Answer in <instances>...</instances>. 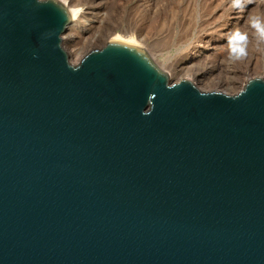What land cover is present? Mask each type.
<instances>
[{"label": "water", "instance_id": "water-1", "mask_svg": "<svg viewBox=\"0 0 264 264\" xmlns=\"http://www.w3.org/2000/svg\"><path fill=\"white\" fill-rule=\"evenodd\" d=\"M71 21L0 0V264H264V80L172 83L120 41L74 64Z\"/></svg>", "mask_w": 264, "mask_h": 264}, {"label": "bare ground", "instance_id": "bare-ground-1", "mask_svg": "<svg viewBox=\"0 0 264 264\" xmlns=\"http://www.w3.org/2000/svg\"><path fill=\"white\" fill-rule=\"evenodd\" d=\"M60 1L64 5L67 6V8L69 9L71 16H72L71 23L68 25L64 34L62 35V46L68 52V54L71 56V60L74 64H77L78 62H80L81 59L89 51L97 48V45H96V41L98 39L97 33L100 31L101 28H105L106 25L108 27H110V29H109L110 31L108 30V32L110 34H108L109 37H107L109 39V41L127 42L130 44H134L136 46H139V47L145 49L147 52L149 51L147 49V45H146V47H144L142 44H140V43L138 44L134 38H126L125 39V37L122 38V37L117 36V35H115L114 37H111V36H113L114 30L116 29L115 27H113V26H116V21H115L116 18L114 17V15H116V17H117V15L119 14V11H120V13H121V11L125 12L126 8L129 5L131 8H133V11L136 10V8L138 9L139 13L136 12L135 14H137L139 16H140V12L142 11L140 9L144 10V11H142V13L145 17L142 18L143 16L142 17L140 16L141 20H139V22H137L138 19L135 21V17H133V19L131 20V21H133L132 24H134L135 27L136 26L137 27L138 26L139 27L144 26V28H147L146 25L149 22H152V21L155 22V20H157L155 18V16H158L156 14L159 13L158 12L159 8L157 7L156 2L154 3L153 0H135L134 3L127 4V5H126V0H93L94 1V2L92 1L93 4H90L91 6L88 9L87 8L86 9L79 8L80 6L78 7V5L75 4V2H76L75 0H60ZM104 1H106V2H104ZM158 1H161V4L163 6L166 5L165 7H162L163 10H165V8H167L168 6L171 7L170 9H168V10H170V13H172V15L169 14V16L171 18L170 20L176 21V20H180V18H181V20H180V22L179 21L176 22L175 27H174V25L173 26L171 25V27H169V29H171L170 30L171 32H169L168 35L162 36L159 33V35H156L157 38L152 40V43L149 47L154 49L156 52H158V54L162 52L161 54H159V57L162 58L163 61H161L158 58H155L154 56L152 57L151 56L152 53L151 54L148 53L151 56V58H153L156 65L159 68L163 67L164 69H167L168 73L167 72L166 73L169 76H175L177 81H179L181 79L190 80L191 82L196 84L199 88H201L205 91H211V90H213V91L214 90H219V91L220 90H224V91L226 90L227 91V90H230L231 88H234V84L228 78H226L227 80H225V79H218L219 77H217V74H219L220 72L230 73L232 71L233 72L232 74L237 75V77L239 75V73H237L238 72L237 70H235V71L230 70L229 65H228V67L226 65H224V63H225L224 60H226V59L228 60L227 36L233 30H235L237 28H239L243 32L248 33V31L251 29V27L248 24L249 18L250 17H256V16L264 17V0H243V3H242L240 8H234L232 6V0H203L202 1L203 2L202 7L204 9L202 8L198 11L202 12L204 17L207 16V14H208L207 18H208V20L210 18V20L212 21V23H211V21H210V23L213 24L212 26L209 25L210 30H212V32L213 31L217 32L219 36L216 34L218 36V38H216L215 41L213 40L214 45H210L212 42L210 43L208 41L209 38H205V39L199 38L198 39L199 41H196V42L194 41L193 42L194 44H191L192 45L191 46L192 51H191V49H190V51L188 50L189 53L185 54V57L183 58L182 62H180V58L178 60V57H177V59H174V61L173 60L170 61L169 60L170 56H169V58H166L168 56L163 55V53L165 51H168L169 49H171V47H173L174 45H176V44L179 45L180 43H183L182 42L183 40L187 41L188 36L186 34L187 31H185V29H189L190 26L195 28V26L197 25V24L193 23L194 22L193 21L194 20L193 15L191 16L192 20L190 18L186 19V17L188 18L189 15L191 14V13L188 14L186 11L193 10L192 8H194L197 4L196 0H187L186 5H183L181 3L182 9H180V7H178L177 12H173L176 10H174L172 7L174 6L175 2L177 3V5H179L181 0H158ZM130 2H132V1H130ZM165 2H168V3L164 4ZM127 3H128V1H127ZM183 3H184V1H183ZM189 6L191 7V9H188V8H190ZM141 7H143V8H141ZM199 7H200V5H199ZM162 9H161V11H162ZM108 10L110 12V18H108L107 17L108 15H106L105 12H103V11L107 12ZM181 11L183 12L182 15H181ZM178 12H180V14ZM120 16H121V14H120ZM177 16H178V18H177ZM183 16H184V18H183ZM124 17H126V16H124ZM199 19H201V18H199ZM185 21H187V22H185ZM191 21H193V22H191ZM119 22H120V20H119ZM184 22H185V24H184ZM123 23H124V21H123ZM168 23H169V20H168ZM191 23H193V24H191ZM197 23H199V22H197ZM169 24H167V26H169ZM171 24H172V22H171ZM218 26L220 28H218ZM144 31H146V30H144ZM195 31H196V29H195ZM164 32H165V29H164ZM180 32L182 34L185 32L184 34L186 37L184 35L180 36ZM161 34H163V33H161ZM165 34H167V33H165ZM141 37H142V34H141ZM143 38H145V37H143ZM262 43H264V40L262 41ZM105 44H106V42H105ZM260 56H261V59H264V53L260 52ZM163 57H165V59H163ZM249 60L251 61V59H249ZM248 66H249V64H248ZM248 66L246 65V68L243 69V70H245V72L243 71L244 76L242 78H240L241 77L240 75H239L240 76L239 78L236 77L237 81H239V83L242 84L239 87L241 89L246 84V82L249 80L248 79L249 76H251L253 74V73L250 74V72H252V71L254 72V69L250 68ZM260 68L264 70V65H261ZM240 74H241V72H240ZM263 75H264V73H263Z\"/></svg>", "mask_w": 264, "mask_h": 264}, {"label": "rangeland", "instance_id": "rangeland-1", "mask_svg": "<svg viewBox=\"0 0 264 264\" xmlns=\"http://www.w3.org/2000/svg\"><path fill=\"white\" fill-rule=\"evenodd\" d=\"M76 2H75V4L76 5H78V7L79 8H83V9H88L91 5L90 4H93V0H75ZM93 1V2H92ZM127 1H128V3H127ZM130 1H132V2H130ZM183 1H184V3H183ZM203 0H196V6L194 7V8H192L193 10H188V11H186L188 14L189 13H191L190 15H189V17L187 18L186 17V19H191L192 20V15H193V21H191V22H193L194 24H197L196 26H195V28H193L192 26H190L189 27V29H185V31H187V41H185V40H183L182 42L183 43H180L179 45L178 44H176V45H174L173 47H171V49H169L168 51H165L164 53H163V55H166V56H168V57H166V58H169V56H170V58H169V60L170 61H174V59H177V57H178V60H179V58H180V62H182V60H183V58L185 57V54H187V53H189V51H190V49H191V51H192V45L191 44H194L193 42L195 41H199L198 39L200 38V39H202V38H209L208 39V41L211 43L210 45H214L213 43H214V41H215V39L216 38H218V33L217 32H215V31H213L212 32V30H210V26H212L213 24H211L212 23V21L210 20V18H209V20H208V18H207V16H208V14H207V16H205L204 17V15L202 14V12H199L198 10H200V9H202L203 7H202V2ZM104 2H106V1H104ZM135 2V0H126V5L127 4H131V3H134ZM153 2L155 3L156 2V5H157V7L159 8V13L158 14H156V15H158V16H155V18L157 19V20H155V22H149L146 26H147V28H144V26H142V27H135V25L134 24H132V22L133 21H131L132 19H133V17H135V21L138 19V21L137 22H139V20H141V18H140V16L142 17V18H144L145 16L143 15V13H142V11H144L143 9H140V10H142L141 12H140V16L139 15H137V14H135L136 12L137 13H139V11H138V9L136 8V10H134L133 11V8H131L130 7V5L126 8V11L125 12H123V11H121V13H120V11H119V16L117 15V17H116V15H114V17L116 18V26H113V27H115L114 29V33H113V36H111V37H114L115 35H117V36H120V37H122V38H124L125 37V39L126 38H134L135 39V41L139 44H142L144 47H146V45H147V49L150 51H148V53L149 54H151V56L153 57H155V58H158V59H160L161 61H163L162 60V58H160L159 57V54H161V53H159L158 54V52H156L154 49H152V48H150L149 46L151 45V43H152V40L153 39H155V38H157V36L156 35H159V33H160V35H162V36H165V35H168V33L169 32H171L170 30L171 29H169V27H171V25L173 26L174 25V27H175V24H176V22H180V20H181V18H180V20H170L171 18H170V16H169V14L170 15H172V13H170V10H168V9H170L171 7L170 6H168L167 8H165V10H163L162 9V7H165L166 5H162L161 4V1H158V0H153ZM152 2V3H153ZM175 2V1H174ZM168 2H165L164 4H167ZM181 3L183 4V5H186L187 4V0H181L180 1V3H179V5H177V3L175 2L174 3V6L172 7L174 10H176V11H173V12H177V8L178 7H180V9H182V5H181ZM199 5H200V7H199ZM177 6V7H176ZM190 7V6H189ZM141 8H143V7H141ZM161 9H162V11H161ZM188 9H191V7L190 8H188ZM204 9V8H203ZM130 10V11H129ZM132 10V11H131ZM172 10V9H171ZM190 11V12H189ZM103 12H105V14L106 15H108L107 17L108 18H110V12H109V10L106 12V11H103ZM133 12V13H132ZM172 12V11H171ZM199 12V13H198ZM179 14H180V12H178ZM120 14H121V16H120ZM134 14V15H133ZM183 14V12L181 11V15ZM136 15V16H135ZM180 15V16H181ZM124 16H126V17H124ZM202 16V17H201ZM159 17V18H158ZM126 18V19H125ZM177 18H178V16H177ZM183 18H184V16H183ZM199 18H201V19H199ZM199 19V20H198ZM119 20H120V22H119ZM168 20H169V23H168ZM206 20V21H205ZM123 21H124V23H123ZM175 21V22H174ZM205 21V22H204ZM208 21V22H207ZM210 21H211V23H210ZM164 22V23H163ZM167 22V23H166ZM171 22H172V24H171ZM185 22H187V21H185ZM185 22H184V24H185ZM197 22H199V23H197ZM207 22V23H206ZM129 23V24H128ZM193 23H191V24H193ZM167 24H169V26H167ZM132 25V26H131ZM134 25V26H133ZM163 27H162V26ZM166 25V26H165ZM210 25V26H209ZM165 26V27H164ZM203 26V27H202ZM131 27V28H130ZM202 27V28H201ZM140 28V29H139ZM150 28V29H149ZM178 28V27H177ZM176 28V29H177ZM218 28H220L219 26H218ZM110 29V27H108L107 25L105 26V28H101L100 29V31L97 33V35H98V39H97V41H96V45H97V48H100V47H102L104 44H105V42H107V41H109V39L107 38V37H109L108 36V34H110L109 32H108V30ZM134 29V30H133ZM164 29H165V32H164ZM195 29H196V31H195ZM201 29V30H200ZM133 30V31H132ZM142 30V31H141ZM144 30H146V31H144ZM191 30V31H190ZM200 30V31H199ZM209 30V31H208ZM110 31V30H109ZM163 31V32H162ZM199 31V32H198ZM108 32V33H107ZM135 32V33H134ZM142 32V33H141ZM146 32V33H145ZM151 32V33H150ZM215 32V33H214ZM116 33V34H115ZM161 33H163V34H161ZM165 33H167V34H165ZM185 33V32H184ZM182 34L181 32H180V36L181 35H184L185 36V34ZM204 33V34H203ZM141 34H142V37H141ZM149 34V35H148ZM179 34V33H178ZM177 34V35H178ZM218 36H217V35ZM135 35V36H134ZM203 35V36H202ZM248 37H249V39H248V46H247V56L246 57H244L243 59H241V60H230V59H226V60H224V65H226L227 67H228V65H229V69L230 70H237L238 72L237 73H239V75L241 76H239L238 75V77H237V75H234V74H232L233 72L231 71L230 73H222V72H220L219 74H217V77H219L218 79H225V80H227L226 78H228L229 80H231L232 81V83L234 84V88H231L230 90H220L221 92H224V93H226V94H235V93H237L238 91H240L241 90V88H239L242 84H240L239 83V81H237V78H242L243 76H244V72H245V70H243V69H245L246 68V65L248 66V64H249V66L248 67H250V68H253L254 69V72L252 71V72H250V74H252L251 76H249V78L248 79H250V78H253V77H260V78H262L263 80H264V75H263V73H264V70L263 69H261L260 67H261V65H264L263 63H264V59H261V56H260V52L261 53H264V43H262V41L263 40H260L258 37H257V35H256V33H255V31L251 28L249 31H248ZM199 36V37H198ZM136 37V38H135ZM143 37H145V38H143ZM186 37V36H185ZM197 38V39H196ZM107 39V40H106ZM149 39V40H148ZM257 39V40H256ZM214 40V41H213ZM261 41V42H260ZM263 44V45H262ZM259 45V46H258ZM263 46V47H262ZM96 48V49H97ZM260 48V49H259ZM189 50V51H188ZM257 50V51H256ZM228 51V50H227ZM260 51V52H259ZM180 54V55H179ZM259 54V55H258ZM183 55V56H182ZM260 56V57H259ZM252 57V58H251ZM153 59V58H152ZM163 59H165V57H163ZM249 59H251V61L249 60ZM256 59V60H255ZM259 59V60H258ZM227 63V64H226ZM225 66V67H226ZM242 67V68H241ZM162 70H164L165 72H167L168 73V70L167 69H164L163 67H160ZM249 68V69H250ZM252 70V69H251ZM244 71V72H243ZM240 72H241V74H240ZM247 72V71H246ZM248 73V72H247ZM243 74V75H242ZM172 75V74H171ZM237 77V78H236ZM234 79V80H233ZM246 79V78H245ZM170 80H171V82L172 83H176L177 82V80H176V78H175V76H170ZM240 84V85H239ZM203 90V89H202ZM205 91V90H204ZM219 91V90H218Z\"/></svg>", "mask_w": 264, "mask_h": 264}, {"label": "clouds", "instance_id": "clouds-1", "mask_svg": "<svg viewBox=\"0 0 264 264\" xmlns=\"http://www.w3.org/2000/svg\"><path fill=\"white\" fill-rule=\"evenodd\" d=\"M243 0H232V6L234 8H240ZM249 26L255 31L257 37L260 40H264V17H250L248 21ZM248 33L241 31L239 28L233 30L227 36V50L228 59L241 60L247 56L248 46ZM142 115H149L143 113Z\"/></svg>", "mask_w": 264, "mask_h": 264}]
</instances>
